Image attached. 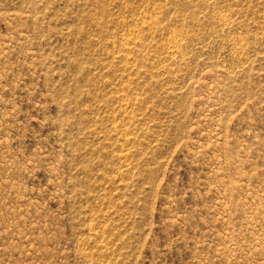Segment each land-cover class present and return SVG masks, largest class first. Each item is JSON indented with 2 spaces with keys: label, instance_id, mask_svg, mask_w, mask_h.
<instances>
[{
  "label": "rangeland",
  "instance_id": "1",
  "mask_svg": "<svg viewBox=\"0 0 264 264\" xmlns=\"http://www.w3.org/2000/svg\"><path fill=\"white\" fill-rule=\"evenodd\" d=\"M0 264H264V0H0Z\"/></svg>",
  "mask_w": 264,
  "mask_h": 264
}]
</instances>
